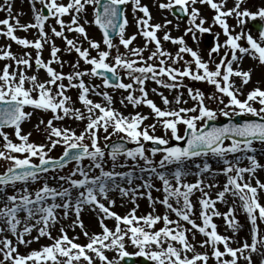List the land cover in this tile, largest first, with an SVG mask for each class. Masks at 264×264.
<instances>
[{"label":"snow or ice","instance_id":"snow-or-ice-1","mask_svg":"<svg viewBox=\"0 0 264 264\" xmlns=\"http://www.w3.org/2000/svg\"><path fill=\"white\" fill-rule=\"evenodd\" d=\"M27 2L31 19L23 24L12 0L0 4L7 14L0 19V264H125L134 257L254 264V256L264 264V182L257 176L264 172V88L258 80L244 90L254 68H264V4L252 11L249 0ZM152 9L162 22H153ZM246 58L255 62L247 69ZM117 92L123 108L149 112L125 115L114 107ZM219 117L227 122L210 123ZM33 118L40 143L24 130ZM115 194L121 207L132 205L123 215L112 210ZM140 200L150 211L137 215ZM85 211L95 214L99 232L85 229ZM241 214L246 238H238Z\"/></svg>","mask_w":264,"mask_h":264},{"label":"rangeland","instance_id":"rangeland-1","mask_svg":"<svg viewBox=\"0 0 264 264\" xmlns=\"http://www.w3.org/2000/svg\"><path fill=\"white\" fill-rule=\"evenodd\" d=\"M251 2H252V4H251V3H248V4L246 5V7H249L252 11H255V10H256V7L253 6V5H256V6L258 7L257 0H251ZM144 3H150V0H144ZM261 3L264 4V1L261 2ZM0 4H2V3L0 2ZM38 7H39V6H38ZM12 12H13V15H14V16H15L17 13H23V15H21V16L19 17L20 20L28 19V20L30 21V19H31L30 6H29L27 0H12ZM204 14H205L206 16H210V15H211L210 12H205ZM5 15H6L5 12L0 11V19H2ZM168 17L170 18V20H173V22L175 23V20H174V18H173L171 15H169ZM169 18H168V19H169ZM129 20L131 21V17H129ZM229 23L232 24L233 21H232V20H229ZM183 26H184V25L181 24V31H182V29H183ZM130 27H131V26H130ZM133 28H134V27H133ZM215 30H216V29H214V31H215ZM237 30H238V29H237ZM95 32H96V34H95V37H93V38H95V39H99L100 37H99V35H98V32H97L96 30H95ZM180 34H181L180 31H176V33H175L174 36H178V35H180ZM252 35H253L254 37H256L258 34H257L255 31H252ZM203 40H204V39H203ZM3 41H4V39H3ZM137 41H139L140 44H142V41L140 40V38H139ZM137 41H136V42H137ZM114 42H116V41H114ZM136 42H135V43H136ZM56 43H57L58 46H62V45H61V42H59L58 40L56 41ZM189 44L191 45V41H190V40H189ZM165 47H166L168 50H170V51H174L173 46H172L171 44H168V45H166ZM193 47H194V46H193ZM45 50H46V51H44L43 56H44L45 58H47V57H48V50H47V49H45ZM206 50H207V47L204 46V44H203V42H202V44H201V54L204 55L205 52H206ZM120 51L123 52L124 49L121 47V48H120ZM145 55H147V53H145ZM62 58H63V59H67V60H71V59H73L74 57H73V56H67V55H65V56H62ZM205 58H206V56H205ZM244 62H245V63H243L242 67H244L245 69H247L248 67H252V66L254 65V63H255V62L251 61V60L248 59V58H246ZM64 70H65V71H68L67 67H66ZM258 80L260 81L259 86H260L261 88H264V68H260V67H255V68H254L253 75H252V82H251L249 85H247V86L245 87V89H244L245 92L248 91V90H250V89L253 88L254 86H256V82H257ZM95 82H98V81H95ZM125 82H127V81H125ZM186 83H189V84H190L191 86H193V87L200 88L203 92H205V94H208V93H210V92L212 91V88H211L210 86H206V85L203 84V83H195V84H193V82H190V81H186ZM237 83L239 84V81H237ZM151 87H155V85H154V84H149V88H151ZM109 91H111V90H109ZM160 91H163L164 94L167 95V96H169L170 99L172 98V95H174V93H169V92H167L166 90H163V89H160ZM149 96H150L151 99L154 100V102L157 103V105L162 106L161 103H160L159 97L153 95L151 92H149ZM185 98H186V94H185ZM93 99H96V98L93 97ZM120 99H121V93H120V92L115 93V95H114V100L116 101V103L114 104V107L118 108V109H119L121 112H123L125 115H128L129 113H131V112H133V111H140V112H143V113H148V112H149V110H148L147 108H144V107H139V108H137V109H135V110H133L131 107H128L127 109H125V108H123V107L119 104V100H120ZM241 99H243V97H241ZM186 106H191V101H190L189 104L186 105ZM211 107L215 108L216 105L213 104V105H211ZM221 118H223V117H219L218 119H221ZM35 123H36V120H35V118H33L32 124H26V125L24 126V130H25V132H27V131H33L32 139H33L34 141H36L37 143H40V142H42V139H43V138H42L37 132H35V131L33 130L32 125L35 124ZM147 123H151V120L147 121ZM73 127H76V125H73ZM77 131H79V129H77ZM156 134H157V135H161L162 133H161V131L158 129ZM113 139H115V138H113ZM173 143H175V142H173ZM181 143H182V142H181ZM132 146H133V145H131V147H132ZM255 146H256V147H259V145H255ZM61 152H62V149L58 147L57 149H55V150L51 153V155L54 156V157H58V156L61 154ZM157 159H159V157H157ZM260 162H261V163H264V158H261V159H260ZM245 163H246V162H245ZM213 167H215V165H213ZM0 171H2V169H0ZM257 176H258V174H257ZM258 178H259L261 181L264 182V179H263L262 177H259V176H258ZM192 179H193V178L190 177L189 180H192ZM218 179H219V182H220L221 184H223L225 178H224L223 176H220ZM156 183H157V186H159V185H158V182H156ZM115 195H117V196H116V206H115L112 210L115 211V212H117V213L120 214V215H123V214H125V213L128 211V209H130V208L132 207V205L129 203V204H127L125 207H121L120 205H121L122 201H121V199L119 198V195H118V194H115ZM153 195H154V196H155V195H158V193H155V192H154ZM262 203H263V202H262ZM139 205H140V207H139V210H138V212H137V215H140V214H146L147 212L150 211V209L148 208V205H147V201H146V200H140V201H139ZM218 207H219V206H218ZM162 211H163L162 208H160V206L157 205V212H162ZM86 212H90V211H85L84 213H86ZM82 216H83V213H82ZM243 217H244V216H243ZM244 218H245V217H244ZM69 222H70V221H69ZM83 222H84L85 229L88 230L90 234L93 233V231H91V229L88 228L89 223H88V222H85V220H83ZM112 223H113V222L110 221L111 226H112ZM89 227L92 228V225L89 226ZM79 231H80L79 229H76V233H73V232L71 231V233L68 232V235L78 234ZM53 235H57V233H54ZM198 238H199V237H198ZM77 242L83 244V243H86V240L84 239L83 236H80V239H79ZM46 243H48L47 240H44V241L42 240V242H41V244H46ZM31 247H32V248H38L39 245L36 244V245H32ZM198 250H199V251H203L202 249H198ZM21 251H26V250L22 248ZM127 251H129L130 253H132V252L134 251V249H133L132 247H128V248H127ZM108 255L111 257V256H112V253H108Z\"/></svg>","mask_w":264,"mask_h":264},{"label":"bare ground","instance_id":"bare-ground-1","mask_svg":"<svg viewBox=\"0 0 264 264\" xmlns=\"http://www.w3.org/2000/svg\"><path fill=\"white\" fill-rule=\"evenodd\" d=\"M0 2L3 3V0H0ZM249 3L252 4L251 0H249ZM257 4H258V6H261V4H262V3H261V0H257ZM229 6H232V0H229ZM253 6L257 7L256 5H253ZM5 14H6V12H5ZM152 14H153V18H154V19H153V22H162L159 13H158L155 9H152ZM6 15H7V14H6ZM6 15H5L3 18H5ZM12 15H13V12H12ZM3 18H2V19H3ZM65 19H67V18H65ZM20 22L23 24V23H27V22H29V20H28V19H24V20H20ZM88 31H89V35H90V36L95 37L96 32H95V29H94V28L89 29ZM134 31H135V29H134L133 27H129V28H128V33H129V34H131V33L134 32ZM175 33H176V32H175ZM16 34H17L18 36H21V37H24L25 35H27V38H29V39H32V38H33L31 32L28 33V34H25V33H23V32H19V31H18ZM98 35H99V34H98ZM172 35L174 36L175 34L172 33ZM138 39H139V37L137 38V40H138ZM58 41H59V40H58ZM59 42H60V41H59ZM4 43H5V41H3V38H0V44H4ZM136 44L139 45L140 42L137 41ZM12 50H13L14 52L18 51V49H17V47H16L15 45H13ZM45 51H46V50H45ZM244 63H245V62H244ZM258 176H259V177H262V178L264 179V172H259V173H258ZM188 179H190V177H189ZM262 182H263V181H262ZM214 193H215V190H213V194H214ZM115 196H117V195H115ZM262 202L264 203V199L261 200V203H262ZM218 206H219V207H218ZM217 207H218L219 210L222 211V212H223V211H226V209H225V207H224L223 205H217ZM81 218H82V220H85V222H88V223H89L88 228H90L91 231H93V232H99V231H100L99 226H98V222H97V220H96V216H95L94 213H92V212H86V213H83V216H82ZM237 218L239 219V221H240L241 224H245V230H244V231H241V232L239 233V237H238V238H242V237H243V238H246V237H248V231H247V225H246V222H245V218L243 217L242 214L239 215ZM214 222L221 226L220 229H219V231H220L221 233H223V234H230V233H225V232H224V227H225V226L223 225V221H222V219L215 218V219H214ZM62 223H64V224H68V223H70V222H69V221H62ZM107 223H108V226H109V227H112L111 224H110V221H108ZM91 225H92V228L89 227V226H91ZM57 227H59V225H58ZM261 228L264 229V225H261ZM68 232L71 233V230H69ZM54 233H56V232L54 231L53 234H54ZM72 235H74V234H72ZM72 235H69V236L71 237ZM197 239H199V238L197 237ZM42 240H43V239H42ZM42 240L40 241V243L42 242ZM43 241H44V240H43ZM33 245H36V244H33ZM233 246L235 247L236 245L234 244ZM253 261H254V264H259V258H258V257L254 256V257H253Z\"/></svg>","mask_w":264,"mask_h":264},{"label":"water","instance_id":"water-1","mask_svg":"<svg viewBox=\"0 0 264 264\" xmlns=\"http://www.w3.org/2000/svg\"><path fill=\"white\" fill-rule=\"evenodd\" d=\"M141 264H146V262H141Z\"/></svg>","mask_w":264,"mask_h":264},{"label":"flooded vegetation","instance_id":"flooded-vegetation-1","mask_svg":"<svg viewBox=\"0 0 264 264\" xmlns=\"http://www.w3.org/2000/svg\"><path fill=\"white\" fill-rule=\"evenodd\" d=\"M168 44H169V43H166L165 46L168 45Z\"/></svg>","mask_w":264,"mask_h":264}]
</instances>
